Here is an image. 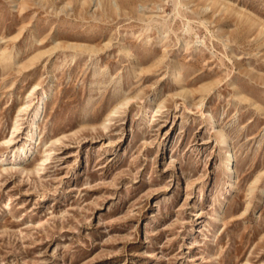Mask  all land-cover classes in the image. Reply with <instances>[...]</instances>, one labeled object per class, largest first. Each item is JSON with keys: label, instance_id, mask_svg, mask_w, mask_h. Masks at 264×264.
Instances as JSON below:
<instances>
[{"label": "rangeland", "instance_id": "1", "mask_svg": "<svg viewBox=\"0 0 264 264\" xmlns=\"http://www.w3.org/2000/svg\"><path fill=\"white\" fill-rule=\"evenodd\" d=\"M0 264H264V0H0Z\"/></svg>", "mask_w": 264, "mask_h": 264}, {"label": "bare ground", "instance_id": "2", "mask_svg": "<svg viewBox=\"0 0 264 264\" xmlns=\"http://www.w3.org/2000/svg\"><path fill=\"white\" fill-rule=\"evenodd\" d=\"M68 46L76 47L79 49H90L91 48L87 45H82V44H68ZM129 54L132 55V57H134V53L130 52ZM4 55H6V52H2V56H4ZM167 77H171L174 80H177L178 83L180 82V89L178 91H175V95L180 94L181 96L186 97L187 89L181 83V80L183 78H182L180 68L177 66H172L171 70L167 72ZM36 91H37V84H33L32 86H30V88L27 92L28 99L23 101L18 107L17 116L20 114L21 111H27V109L31 106H32V110L28 114V117H29L28 127L29 128L27 129V134H26L27 135V142L23 145H18L17 147L14 148V150L11 154V159H16L17 156H20L22 154H26L27 151H31L34 148L35 135H36L35 129L37 127V120L39 119V117L41 115V111L44 107L43 96L47 93V89L42 88L41 91L39 92V94H37V96L34 99L33 95L36 94ZM131 98H132L131 96L124 97V99L121 101V104H124V103L127 104ZM154 98L155 97L152 98L151 104L148 103L149 106L146 105L147 107H146L145 111H148V110L156 111L157 108H160L162 106L161 103L155 102ZM116 110L117 109L114 106L113 108H111L110 113L115 112ZM203 110L204 109L201 108L202 113L204 112ZM110 113H108V115ZM153 115L154 114H149L148 119H150V117H152ZM18 120H19L18 117H16L14 122H13V128L11 131L12 135H10L7 139H5V141H10L12 139L13 133L15 131H17V129L19 127ZM205 125H206V128L210 132H214L218 136V138H216V145L218 146L220 156H221V162H220L219 166H220L221 172L224 174V177L226 178V179H224V182H228L226 189L230 190L233 187V183H231L233 181V176H232L233 157H232V152H231V148H230V144H229L230 141H229L228 134L215 123V116L212 113H209L206 116ZM220 216H221V211H220V209H217L215 212L216 219L219 220Z\"/></svg>", "mask_w": 264, "mask_h": 264}]
</instances>
